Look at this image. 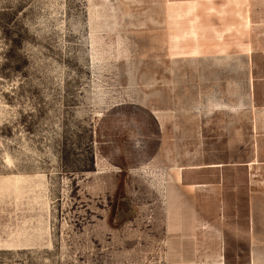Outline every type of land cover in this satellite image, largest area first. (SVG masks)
Masks as SVG:
<instances>
[{
    "label": "rangeland",
    "instance_id": "obj_1",
    "mask_svg": "<svg viewBox=\"0 0 264 264\" xmlns=\"http://www.w3.org/2000/svg\"><path fill=\"white\" fill-rule=\"evenodd\" d=\"M0 264H264V0H0Z\"/></svg>",
    "mask_w": 264,
    "mask_h": 264
},
{
    "label": "crops",
    "instance_id": "obj_2",
    "mask_svg": "<svg viewBox=\"0 0 264 264\" xmlns=\"http://www.w3.org/2000/svg\"><path fill=\"white\" fill-rule=\"evenodd\" d=\"M213 106H217V103H213ZM176 165V167H177V175H178V177H182V165H188V166H193L194 168L196 167V166H200L201 164L199 163V162H195V163H190V162H187L186 164H181V166H180V164H173V165H171L169 168H171V167H174ZM156 167H155V165L154 166H152V168H150V169H155ZM163 174V173H162ZM166 176L168 177V175H169V173L167 172V170H166ZM164 179H166L165 177H164ZM181 182H182V180H181ZM221 254H223V252L221 253ZM220 254V255H221Z\"/></svg>",
    "mask_w": 264,
    "mask_h": 264
}]
</instances>
